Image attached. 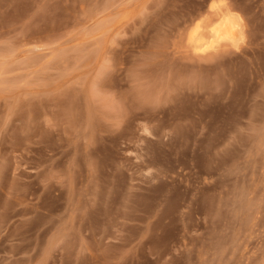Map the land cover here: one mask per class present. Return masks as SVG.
<instances>
[{
  "label": "rangeland",
  "instance_id": "obj_1",
  "mask_svg": "<svg viewBox=\"0 0 264 264\" xmlns=\"http://www.w3.org/2000/svg\"><path fill=\"white\" fill-rule=\"evenodd\" d=\"M209 2L0 0V264H264V0L196 56Z\"/></svg>",
  "mask_w": 264,
  "mask_h": 264
},
{
  "label": "clouds",
  "instance_id": "obj_2",
  "mask_svg": "<svg viewBox=\"0 0 264 264\" xmlns=\"http://www.w3.org/2000/svg\"><path fill=\"white\" fill-rule=\"evenodd\" d=\"M218 0H210L209 11L217 6ZM226 3V0H219ZM242 22L238 17L209 18L206 13L189 27L186 44L193 55H214L223 51H240L246 43Z\"/></svg>",
  "mask_w": 264,
  "mask_h": 264
},
{
  "label": "bare ground",
  "instance_id": "obj_3",
  "mask_svg": "<svg viewBox=\"0 0 264 264\" xmlns=\"http://www.w3.org/2000/svg\"><path fill=\"white\" fill-rule=\"evenodd\" d=\"M224 6V8H222ZM208 15L209 18L211 19L212 16L214 15V18H218V20L220 19H226V18H233V17H238L240 19V16L237 12L235 11H231V9L225 4V3H221L217 2V6L212 9L211 11H209V4H208ZM211 14V16H210ZM241 21V20H240Z\"/></svg>",
  "mask_w": 264,
  "mask_h": 264
}]
</instances>
